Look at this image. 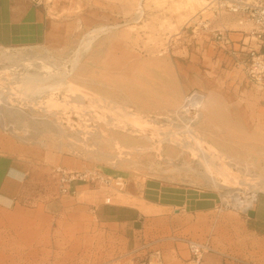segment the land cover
Masks as SVG:
<instances>
[{
    "label": "rangeland",
    "instance_id": "374dc122",
    "mask_svg": "<svg viewBox=\"0 0 264 264\" xmlns=\"http://www.w3.org/2000/svg\"><path fill=\"white\" fill-rule=\"evenodd\" d=\"M37 1L51 24L47 43L0 49H33L76 69L70 75L65 70L63 81L46 83L55 88L42 95L34 94L37 89L30 84L19 85V74L13 72L4 73L0 85L14 89L10 102L31 116L53 118L45 109L52 104L68 135L59 138L47 132L38 137L44 141L40 144L22 139L20 128L15 134L0 123V141L5 143L0 145L16 147L35 163L22 199L11 209L0 207V264H194L190 240L207 242V253L235 256L240 264H264V235L251 232L246 214L232 209L195 218L155 208L146 215L145 234L110 227V216L124 213L120 197L145 202L138 191L148 178L220 194L226 185L247 189L251 187L245 180L264 178V83L253 80L248 71L252 53L264 54L262 29L252 22L241 24L236 14L211 0H199L194 8L187 0ZM195 92L205 101L194 133L208 151L223 155L228 174L218 178L225 186L206 181L191 151L161 141L156 133L157 122L165 128L184 124L174 109ZM78 96L85 98V105ZM120 107L137 124L110 126V118L124 122ZM179 135L193 142L189 132ZM143 137L156 149L124 151L131 159L118 167L95 152L99 147L118 154L113 142L123 148ZM84 140L89 146L81 144ZM72 141L78 144L73 147ZM187 164L190 170L181 168ZM96 167L112 176L125 171L127 183H79L70 193L60 189L58 168ZM191 221L194 227H210L209 232L199 236L192 228L180 233L178 227H158L189 226Z\"/></svg>",
    "mask_w": 264,
    "mask_h": 264
},
{
    "label": "bare ground",
    "instance_id": "6f19581e",
    "mask_svg": "<svg viewBox=\"0 0 264 264\" xmlns=\"http://www.w3.org/2000/svg\"><path fill=\"white\" fill-rule=\"evenodd\" d=\"M196 4H199V0L186 1V5L193 8L196 6ZM97 30L98 29H94L92 32ZM90 42L91 41H89L87 44V49L91 47ZM0 59V62L6 63L5 66L0 65V78L4 76V73L13 72L19 74V85L30 84L37 89L33 93H38L39 95L50 93V91L55 88V85L53 87L46 85V83L56 78H59L61 81H63L67 77V75L64 76L65 70H68V75H70L76 69L75 65H63L54 56L48 53H40L33 49H28L25 51L18 50L16 52L7 49H0ZM10 94L15 95L16 91L12 88L6 89L0 85V123L5 129H12L15 134H18L16 131V127H18L21 129V131H23V134H21L22 139L25 141L32 140L40 144H44V141L41 138L38 139V137L44 135L47 132H50L59 138L68 135L66 126L59 120L58 114L52 108V104H46L45 109L53 116V118H38L37 116H31L22 108H18L13 105L10 102ZM77 99L80 104L85 105V98L83 96H78ZM204 101V95L198 92L187 96L185 100L174 109V112L181 116L182 122L184 124L176 122L172 124L173 126L169 125V127L165 128V126L161 125V122H157L158 120H156V122L160 125H157L155 129L157 130L156 133H158V137L161 136V141L177 143V145L181 146L184 150L191 151L193 158L196 159L198 165L202 168V176L206 181H209L210 183L219 187L225 186L218 178V176H226L228 174V167L225 164L223 155L217 152L208 151L202 144L198 142L203 141L202 138L194 133V125L203 116V113L200 110L204 105ZM104 102L109 104V101L104 100ZM110 103L112 104L111 101ZM119 109H121V116L124 115L125 117V119H123L124 122H118L116 119L110 118V121H108L110 122V126L124 128L127 126L129 127V125L137 124L136 119L131 118L133 117L132 114H127L125 107H120ZM125 114L129 115L128 117L130 118H128ZM24 117H29V119L25 120ZM6 118H9V120ZM138 129L141 128L138 127ZM182 131L189 132L193 142H191L188 138L180 137L179 133ZM90 134L95 136L101 135L98 132H90ZM78 140L81 141L80 138H78ZM104 140L110 142L107 139ZM100 141H102V139ZM72 142L73 144H70L74 147V144L77 142ZM136 142L137 143H134L135 145H125L123 148L118 144L117 141L113 142V147L117 149L118 154L114 152L110 153L104 151L103 149L101 150L99 147L95 149V152H97L100 157H105L112 166L118 167V165L123 163V161L131 159L128 154H124V151L144 153V151L148 150L149 148H152V150L156 149V146L148 137L138 138ZM95 143L98 144L99 142L97 141ZM81 144H85L86 147L89 146L87 144V140H84V142ZM61 146H63V143H61ZM181 168L184 170H190L188 164L185 166L183 165ZM245 182L255 191H264V178L254 177L249 180H245ZM235 188L236 187L226 185L224 190H227V193L223 195V197L240 201L242 197L238 191L234 190ZM120 198L123 204L133 205L146 215H150L155 212L154 207L146 204L143 201L132 200L127 196H122Z\"/></svg>",
    "mask_w": 264,
    "mask_h": 264
},
{
    "label": "crops",
    "instance_id": "0c3cea01",
    "mask_svg": "<svg viewBox=\"0 0 264 264\" xmlns=\"http://www.w3.org/2000/svg\"><path fill=\"white\" fill-rule=\"evenodd\" d=\"M50 26L48 15L37 0H0V47H35L46 44L50 36ZM15 149L17 148L6 149L4 145H0V207L5 209H11L22 199L35 170V163L18 154ZM9 168H16L24 174L22 183L7 178L6 173ZM122 172L116 176L126 177L125 179L128 180V174ZM138 197L156 209L177 210L179 215L195 218H204L212 211L217 212L221 203V194L208 188H196L159 178H148L143 184L140 183ZM4 198L11 200L10 206ZM120 208L124 213L111 215L110 227L127 228L133 231V235L141 232L145 234L146 214L127 204ZM162 216V218L168 217L165 214ZM246 220L250 223L251 232L257 236L264 235V193L259 194L254 206L246 213ZM194 222L191 221L189 226L176 224L158 227H178L180 233L184 231V227L192 228L193 235L199 236L209 232L210 227H194ZM178 248L180 249L179 246ZM201 264H240V262L235 256L212 252L205 254Z\"/></svg>",
    "mask_w": 264,
    "mask_h": 264
},
{
    "label": "built area",
    "instance_id": "2783aa9c",
    "mask_svg": "<svg viewBox=\"0 0 264 264\" xmlns=\"http://www.w3.org/2000/svg\"><path fill=\"white\" fill-rule=\"evenodd\" d=\"M211 1L216 2L219 9L236 14L241 24L246 22L255 23L262 29V32H264V0ZM220 37L227 40L226 36H224L222 32H220ZM252 55L253 57L248 67L249 74L253 80L264 83V54L255 55L253 52ZM56 174L60 189L64 193H70L72 187L79 183H87L95 186L112 185L113 183L122 186L127 183L125 178L114 177L97 167L86 170H68L66 168H58ZM234 190L239 192L242 197L241 200L237 201L223 197V195L227 193V190H224L223 193H221V203L218 206V211L232 209L246 214L257 201L259 192L252 188H235ZM110 200L111 199H108V201ZM189 249L192 263L201 264L205 254L211 250V246L207 242L190 240Z\"/></svg>",
    "mask_w": 264,
    "mask_h": 264
},
{
    "label": "clouds",
    "instance_id": "9594fccd",
    "mask_svg": "<svg viewBox=\"0 0 264 264\" xmlns=\"http://www.w3.org/2000/svg\"><path fill=\"white\" fill-rule=\"evenodd\" d=\"M6 176L8 179L14 180L19 183H22L24 180V174L16 168H9L6 173ZM4 199L7 200V198H4ZM7 203L10 206L12 202L11 200H7Z\"/></svg>",
    "mask_w": 264,
    "mask_h": 264
},
{
    "label": "trees",
    "instance_id": "16d2710c",
    "mask_svg": "<svg viewBox=\"0 0 264 264\" xmlns=\"http://www.w3.org/2000/svg\"><path fill=\"white\" fill-rule=\"evenodd\" d=\"M108 171H110V170H108Z\"/></svg>",
    "mask_w": 264,
    "mask_h": 264
}]
</instances>
